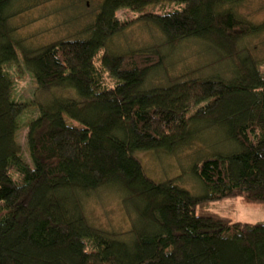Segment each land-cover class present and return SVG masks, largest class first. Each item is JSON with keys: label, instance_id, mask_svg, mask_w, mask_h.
Returning <instances> with one entry per match:
<instances>
[{"label": "trees", "instance_id": "1", "mask_svg": "<svg viewBox=\"0 0 264 264\" xmlns=\"http://www.w3.org/2000/svg\"><path fill=\"white\" fill-rule=\"evenodd\" d=\"M39 1L0 0V264H264V221L234 222L208 208L229 198L264 203V59L242 48L264 25L239 11L250 0H103L88 38L29 51L11 20ZM121 10L139 17L120 22ZM138 23L156 27L168 45L204 42L229 76L147 89L165 63L160 49H110ZM17 48L38 87L29 103L13 98L7 72ZM31 108L29 164L17 137ZM213 132L231 149L192 167L201 196L153 181L135 158L171 156ZM108 187L131 219L126 238L87 218L84 197Z\"/></svg>", "mask_w": 264, "mask_h": 264}, {"label": "rangeland", "instance_id": "2", "mask_svg": "<svg viewBox=\"0 0 264 264\" xmlns=\"http://www.w3.org/2000/svg\"><path fill=\"white\" fill-rule=\"evenodd\" d=\"M103 0H41L32 2L11 20L15 29V38L29 51H37L46 45L66 40L88 38V26L98 14ZM24 4H27L26 2ZM19 8V6L15 7ZM242 16L264 25V0H250L239 7ZM150 12H163L161 9H151ZM120 22L132 21L139 15L128 10H121L116 14ZM242 48L249 50L258 60L264 59V34L249 38L242 43ZM160 49L164 54L165 63L148 79L147 89L166 87L173 80H187L190 78H208L219 75L226 78L230 74V67L217 65L218 54L204 42L189 41L178 45H168L161 32L153 26L134 24L125 33L115 37L110 43V49L117 53L136 51H154ZM19 61L7 66V72L14 80L13 98L21 103L35 100L37 92L33 76L22 64V53L17 48ZM216 66V68H212ZM264 71V64L262 66ZM110 85L114 84L107 78ZM38 115L37 109H30L22 118V128L18 134V143L22 147L24 160L31 163L28 151L27 127L29 122ZM70 125H75L67 120ZM205 134H208L205 131ZM204 134L193 143L174 155L165 153H143L135 155L143 165L146 175L157 183L165 180H174L180 187L191 192L194 196L204 194L201 184L193 176L192 167L200 159L214 153L217 149L226 151L231 149L228 139L219 132H213L205 141ZM84 207L87 218L96 227L110 231L113 234L126 238L130 231L131 219L127 216L122 204V194L114 188H106L84 197ZM211 211L220 213L234 222L258 223L264 221V203L246 204L241 199L229 198L212 203L208 207Z\"/></svg>", "mask_w": 264, "mask_h": 264}]
</instances>
